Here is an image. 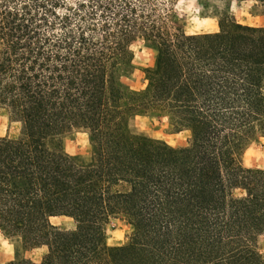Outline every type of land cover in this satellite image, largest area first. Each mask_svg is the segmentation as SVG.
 Here are the masks:
<instances>
[{"label": "trees", "instance_id": "1", "mask_svg": "<svg viewBox=\"0 0 264 264\" xmlns=\"http://www.w3.org/2000/svg\"><path fill=\"white\" fill-rule=\"evenodd\" d=\"M155 1L0 0V110L19 123L0 136V233L46 249L0 264H264V168L240 162L264 138V24L220 10L217 31L188 34ZM136 37L154 53L139 90L122 81ZM146 113L186 144L135 131ZM71 130L87 133V163L61 147ZM114 214L131 231L107 246Z\"/></svg>", "mask_w": 264, "mask_h": 264}, {"label": "rangeland", "instance_id": "2", "mask_svg": "<svg viewBox=\"0 0 264 264\" xmlns=\"http://www.w3.org/2000/svg\"><path fill=\"white\" fill-rule=\"evenodd\" d=\"M156 0V13L162 18L167 27L176 25L185 33L214 32L218 30L217 12L225 10L233 18L250 26H262L264 16L254 7L252 0ZM130 72L122 77V81L131 89L139 90L145 86L143 70L153 64L154 53L139 37L133 39L129 45ZM135 131L147 137L162 140L172 147L186 144L188 132L173 131L162 115L146 113L135 115L131 120ZM19 123L10 121L0 110V136L16 137ZM60 143L63 151L80 163H87L90 159V146L85 131L71 130L61 135ZM240 162L245 167L264 168V138L249 141L244 147ZM50 222L64 230L73 229L74 220L68 216H54ZM103 242L107 246H117L128 241L131 226L121 214L109 215L102 224ZM260 253H264V238L257 241ZM46 253L44 246L23 250L20 244L6 238L0 233V263L12 260L15 256H23L32 261H39Z\"/></svg>", "mask_w": 264, "mask_h": 264}]
</instances>
